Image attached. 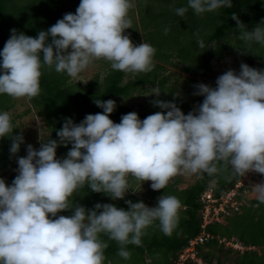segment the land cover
Masks as SVG:
<instances>
[{
	"label": "clouds",
	"instance_id": "clouds-1",
	"mask_svg": "<svg viewBox=\"0 0 264 264\" xmlns=\"http://www.w3.org/2000/svg\"><path fill=\"white\" fill-rule=\"evenodd\" d=\"M133 7L132 0H80L75 14H65L35 38L12 29L0 51V95L37 97L44 67L71 79L98 60L108 62L114 71L150 73L156 49L143 42L134 45L125 34L132 27ZM231 7L232 0H187V6L175 13L184 17L191 9L199 16ZM231 19L243 44L239 51L251 52L253 43L264 46V20L249 31L238 15L233 13ZM194 35L204 48L199 31ZM215 84L194 86V95L203 101L187 115L174 102L160 100L158 89H153L156 99L151 103L163 111L143 120L131 112L114 123L109 117L115 101L94 100L102 113L88 114L79 124L66 118L57 131L58 140H40L39 150L28 145L27 155L16 161L11 185L0 179V264H105L109 245L102 236L115 242L117 255L128 260L127 246H140L154 222L165 235L172 233L181 207L178 198L164 194L155 207L128 200L125 211L100 203L86 209L73 202L75 193L87 186L122 200L130 190L129 177L150 181L152 190L160 191L178 174L213 177L230 168L241 179L218 197L213 194L215 183L208 182L210 188L200 197L202 231L174 263L211 264L195 252L196 245L213 239L204 229L238 211L243 201L244 206L254 201H247L246 178L252 173L264 176V70L241 63L239 73L229 69ZM13 130L10 114L0 112V139L12 140L10 153L16 156L24 137L13 136ZM69 145L66 157L58 159L57 148ZM252 191L258 204H264V182L253 184ZM68 211L71 215H59ZM217 239L219 245L239 251V242ZM194 241V252L185 256Z\"/></svg>",
	"mask_w": 264,
	"mask_h": 264
},
{
	"label": "trees",
	"instance_id": "trees-1",
	"mask_svg": "<svg viewBox=\"0 0 264 264\" xmlns=\"http://www.w3.org/2000/svg\"><path fill=\"white\" fill-rule=\"evenodd\" d=\"M173 1L174 0H157L155 2L173 3ZM179 4H182V7H186L187 0H179ZM75 12L76 9L65 10L62 7V0H0V51L3 50L5 43L10 38L12 29L17 30L18 33H24L29 37L35 38L39 31H46L59 19H62L65 14H75ZM138 13L139 25L142 28L141 31H143V36L139 35V31L136 28L133 30L131 27V29H129L130 38L137 42L142 41L148 43L156 49L153 57L154 67L150 73H142L139 76L135 75L132 79L130 78L129 81L124 82L123 72L114 71L111 67L108 69L103 67V76L101 79H98V76H100L98 73L97 75L95 74V78L88 80L86 84L83 85L78 82L77 85L72 86V84H67L68 77H66L65 74L57 73L54 68L51 70L47 67L42 68L40 94L31 100L28 99V101H30L37 114L48 124L50 130V137H48V139H59L57 131L63 127L66 118H70L73 121L75 117L82 116V114H90V111L93 110H95L96 113H102L103 109L97 107L94 100L107 101L117 99L123 101V99H130L134 94L141 95L145 93V84H157L158 90L161 93L159 99L167 102H174L186 115V110H190L189 105L191 102L195 103L192 97L196 91L194 86L201 83L198 80H207V82L211 83V85L208 86H216L215 82L218 77H215L212 72V68L215 65L212 63V60L216 57L223 58V53L226 50H229L231 54V49H236L232 54V56L236 57L237 46L235 45H237V42H240L241 44L239 45L243 47L242 42L237 38L239 33L236 29L235 21L231 19L232 14L235 13L238 15L246 28L251 31L253 27L264 20V0H232L231 8H222L217 12L204 13L199 16L194 15L192 10L189 9L185 16L180 17L181 20H178V22L170 28L169 33L174 30L179 33L181 39L176 43L177 45H169L168 49L160 43V39H162V41L167 40V34H169L168 32L165 34L164 30L166 27L164 25H158L160 24L158 20L161 19L162 21L165 18L163 13L148 11H146L144 15L141 12ZM146 18L150 24L145 22ZM142 24H144L143 27ZM198 31L200 38L204 41V48H200L197 44V36L194 34ZM233 31L235 33H232ZM140 37L142 40H140ZM232 40L235 42L234 46L231 44ZM219 45H221V48ZM174 57L179 58L186 66L184 71L193 76V79L188 81L186 86L182 87L181 90L177 89L175 85L166 87L165 84L170 75L164 76L159 73L165 69L164 65L173 64L172 59ZM237 58L238 57H236V59ZM250 60H252V58ZM240 62L248 66L251 64V62H244L243 60ZM15 100L16 99H12L7 95H0V112H8L12 108ZM202 100L203 97L200 96L198 101ZM151 101V106H144L139 103L140 109H144L143 113H137L141 120L151 114L163 111L160 108L155 109ZM26 112L27 111L23 114H26ZM131 112H133L132 106L119 104L116 105L115 111L110 116L121 121L123 115ZM83 120L84 118L81 121ZM11 122L12 124L14 123L13 120H11ZM21 134L25 142V135L20 133L18 128H14L13 136ZM47 140L44 142H47ZM0 141L8 143L10 138L4 137L0 139ZM28 145H32L33 148H36L37 143L30 141V143L21 144V152L19 151L16 156L0 153V163L4 164V169L7 168L13 160H16L24 153ZM70 148L71 145L68 147L61 146L59 152L66 154ZM0 150L2 149L0 148ZM0 174L2 173L0 172ZM251 175H254V178H258L260 182H264V176L255 173ZM10 178L11 177L5 179L6 184L9 186L12 183L11 180H9ZM213 178H217L215 185L212 187L214 197H218L220 194L231 190L241 179L240 176L232 175L231 169L229 168L213 177H208L206 175V179L196 181L193 185L185 189H178L174 184L170 185L171 189H169V192L180 201V208H182L181 210L184 212V217L170 235H165L161 232L158 221L147 228L145 230L146 234L142 237L140 246H127V250L131 253L130 259L134 258L132 262L136 264H174L176 262L185 247L189 245V242L202 231L200 226L204 204L200 201V197L203 192L210 188L208 182ZM129 180L132 182L135 181L131 177H129ZM166 188L167 187L157 191V194H154V191H150L151 195L148 199V207H155L160 196L164 194L168 195V192H165ZM86 189H88L86 186L82 188L83 198L79 202V205L86 209H93L97 203H100L113 204L117 208H122L127 211L129 209L126 201L130 200L134 203V197L132 195H127L122 200L114 201L106 194L94 193L90 189L89 192H86ZM241 191L242 190H240V192ZM88 194H90V197L87 199L84 195L86 196ZM239 199V196L236 197V200ZM256 202L258 201L254 200L247 206L243 205L239 207L238 211L233 213L231 217H227L225 219L226 225H222L224 229H222L220 223L208 225L204 231L209 233L213 239L196 245L195 252L197 255L211 264H264V214L258 216V219H255L259 208L257 205L254 207ZM243 213H247V215L241 219V224L243 221L245 226L246 220L256 224V227H254V234L252 235L255 241H252V244H245L242 238L244 236L241 235L240 237V234L243 233L241 232L237 236V242L243 246L244 251L239 253V251L225 247L224 244L218 246L217 238H224L227 240L232 238L227 227H232L231 231L237 228L242 230V226L237 222L240 219V215ZM59 215L67 216L71 215V212H61ZM101 239L105 240L109 245L108 248L105 249V264H114L113 262H116L114 260L115 258L119 259L118 263L129 264L130 259L124 260L117 255L118 245L115 242L107 241V238L103 236ZM210 247H217V252H221L222 248H226L227 255L228 253H235L240 256L230 262L231 259L227 255L224 258L213 255L214 252L208 250ZM185 264L192 263L187 261Z\"/></svg>",
	"mask_w": 264,
	"mask_h": 264
},
{
	"label": "rangeland",
	"instance_id": "rangeland-1",
	"mask_svg": "<svg viewBox=\"0 0 264 264\" xmlns=\"http://www.w3.org/2000/svg\"><path fill=\"white\" fill-rule=\"evenodd\" d=\"M157 0H132V3L134 5V7L129 11V18L132 21V28L133 30H135V28L139 31V35L143 36V31L141 26L139 25V13L141 12L143 13V15L146 13V11L148 12H154V13H163V15L165 16V18L161 21V19L158 20V22L160 21V25H164L167 29L170 30V28L175 25L178 20H181L180 16L176 15L175 13V9L182 7V4H179V0H174L173 3H157L155 2ZM80 0H62V7L65 10H75L77 9V7L79 6ZM145 22L147 24H150L147 20V18L145 19ZM187 23V22H186ZM145 24V23H144ZM144 24H142V27L144 26ZM254 28V27H253ZM136 30V31H137ZM172 31V30H171ZM169 33V31H168ZM232 33H235L234 31ZM125 34L130 36V32L129 29L125 30ZM162 38V36H161ZM133 42L134 45H139L140 43H142V41L137 42L136 40L130 38ZM180 37H179V33L175 32L174 30L167 34V40L162 41V39H160V43L164 45L165 48L168 49V46L171 44L177 45L176 43H178L180 41ZM140 40H142V38L140 37ZM145 43V42H143ZM231 44L234 46L235 42L232 40ZM237 45V53H236V57H238L236 59L235 56H232V54L234 53V50L236 51V49L234 50H230L231 54L229 53V50L225 51L223 53V58H219L216 57L213 61H215V68L213 69V74L215 77H219L220 75L224 74L227 70L231 69L233 71H235L236 73H239L240 71V65L242 62H240L241 60H243L244 62H251V64L249 65L250 67L254 68V69H260V70H264V46H261L259 44L254 43L253 45H251V52L248 51H239L240 49H242V46L239 45L241 44L240 42L236 43ZM252 58V60H250ZM172 65H164L165 69L160 71L159 73L161 75L164 76H169L167 79V82L165 84L166 87L171 86V85H175L177 89L181 90L182 87L186 86V83L188 81H190L191 79H193V76L187 74L184 69H185V65L182 63V61L177 58L174 57L172 59ZM171 63V62H170ZM245 64V63H244ZM103 67H105V69H108L110 67V65L108 64V62L104 61V60H98V61H94L90 66H88L84 71H82L77 79H71L69 78L66 74V77H68V81L67 84L71 85H77L78 82H80L81 84H86L88 82V80L95 78V76L99 73L100 76H98V79H101V77L103 76ZM256 67V68H255ZM183 68V69H182ZM96 74V75H95ZM141 75V74H139ZM136 75V76H139ZM134 75L132 74H126L124 73V78L123 81L127 82L130 80V78L132 79ZM201 83L205 84V85H211V83L207 82V80H200ZM153 89H158L157 84L155 85H150V84H145L144 85V91H146L145 93L141 94V95H137L134 94L130 99H123V101L120 100H115L116 105L119 104H126L128 106H132L133 107V112L141 114L143 113L144 109H137V107L139 106V103L143 104L144 106H151L150 105V101L151 99L154 100L156 97L155 96H151L153 94ZM200 98V96H196L194 95L192 97V99L195 100V103L191 102V104L189 105L190 110H186V115L193 111V109L202 103V101H198V99ZM149 109V108H148ZM153 109V108H151ZM155 109H158L157 107H155ZM25 111L26 114H23ZM8 113L10 114L11 120L14 121L13 123V128H18V131L20 133H23L25 135V142L23 144H26L27 142L30 143V141H34L35 143H37L36 150H38V147L40 148V140L42 142H44L45 140L48 139V137H50V130L48 128V124L46 122H44V119H42L37 112L34 110V108L32 107L30 101H28L27 98H22V99H16L12 108L8 111ZM90 114H96V111H90ZM86 115L88 114H82V116H77L75 117V119L73 120V122L75 124H78L81 122V120L83 118L86 117ZM81 118V119H80ZM114 123H120V121L114 119L112 116L109 117ZM38 141V142H37ZM12 140L10 139V141L8 143H4L3 141H0V148L3 150H0V153L3 154H8L11 155L10 153V146H11ZM61 147V146H60ZM60 147L57 148V158L58 159H62L65 158L67 153H60L59 149ZM21 152V151H20ZM27 155V150L22 153L19 157H25ZM12 156V155H11ZM18 157V158H19ZM17 158V159H18ZM17 159L13 160L12 163L4 169V164L0 163V172L2 174H0V179H7L9 177H11L9 180H11V182L14 180L15 176L17 175L16 169L18 168V164H17ZM249 175V174H248ZM254 175H249L248 178H246V184L250 185V190L247 191L246 193V197H247V201L253 199L255 201V195L253 194L252 191V185L255 183H259V179L254 178ZM202 179H206V174L205 175H187V174H178L175 177H173L169 183L167 184V188L165 189V192L168 195H172V193L169 192V189H171L172 184L176 185V187L178 189H185L191 185H193L196 181H201ZM215 180H211L209 184H214ZM151 182L147 181V182H138V181H130L129 180V191L126 193L125 197L127 195H132L134 197V203L136 202H143L145 203L146 206H148V199L150 197V191L153 192L154 190H152L151 188ZM87 187V186H86ZM86 192H89V188L85 190ZM154 194H157V191H154ZM76 196V199H75ZM84 197H86L87 199L90 197V194L88 195H84ZM83 198V192L82 189H80L78 191V193L74 194L73 197V202L76 204H79V202L82 200ZM119 201V200H116ZM243 205H246V202L243 201L242 202ZM256 205L259 206L258 211L256 213V218L258 219V216H262L264 214V204H258V202H256ZM156 206V205H155ZM182 208L179 209L178 212V223L180 222V220L184 217V212L181 210ZM247 215V213H243L240 215V219L237 223H239L242 226V230L240 228H237L236 230H232V227H227V229L229 230V232L231 233V240L232 242L237 241V236L239 233L243 232L240 234L244 236L243 238V242H245V244H252V241H255L253 239V234H254V227H256V224L254 222H250L248 220H246L245 226L244 223L242 221L241 224V219H243L245 216ZM231 215L227 216V217H231ZM177 223V224H178ZM219 223L221 224L222 229H224V227L222 225H226V221L225 218H222L219 220ZM235 224V223H234ZM227 241V240H225ZM219 246V244H218ZM217 246V247H218ZM225 247H228V244H224ZM217 247H210L208 250L210 252H214L213 255H215L216 257L219 258H224L227 254H226V248H222L221 252H217L216 249ZM236 247V246H234ZM236 249V248H235ZM239 249V253L243 250V247L238 246ZM238 251V250H237ZM204 252V251H203ZM161 255V254H160ZM231 260L230 262L234 261L236 258H238L240 255H237L235 253H228L227 255ZM134 258L130 259L129 264H136L135 262H132ZM116 262H113L114 264L118 263V258L114 259ZM110 264V263H109ZM118 264H122L121 262ZM124 264V263H123Z\"/></svg>",
	"mask_w": 264,
	"mask_h": 264
},
{
	"label": "built area",
	"instance_id": "built-area-1",
	"mask_svg": "<svg viewBox=\"0 0 264 264\" xmlns=\"http://www.w3.org/2000/svg\"><path fill=\"white\" fill-rule=\"evenodd\" d=\"M220 210H222V209L220 208ZM199 242L201 243V242H202V239H199ZM196 243H197V241H194V242H191V243H190L191 248L185 251V252H186L185 256H188V253H192V252H194L193 246H194Z\"/></svg>",
	"mask_w": 264,
	"mask_h": 264
},
{
	"label": "crops",
	"instance_id": "crops-1",
	"mask_svg": "<svg viewBox=\"0 0 264 264\" xmlns=\"http://www.w3.org/2000/svg\"><path fill=\"white\" fill-rule=\"evenodd\" d=\"M222 45V44H221ZM221 45H219L220 46V48H221ZM213 67V66H212ZM215 68V65H214V67L212 68V70Z\"/></svg>",
	"mask_w": 264,
	"mask_h": 264
}]
</instances>
